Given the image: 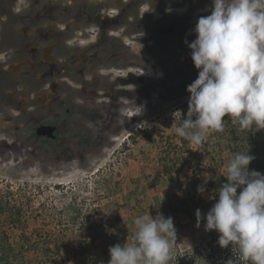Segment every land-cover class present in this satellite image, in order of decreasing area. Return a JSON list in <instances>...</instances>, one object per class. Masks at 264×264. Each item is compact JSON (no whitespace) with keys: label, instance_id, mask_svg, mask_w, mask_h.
<instances>
[{"label":"rangeland","instance_id":"1","mask_svg":"<svg viewBox=\"0 0 264 264\" xmlns=\"http://www.w3.org/2000/svg\"><path fill=\"white\" fill-rule=\"evenodd\" d=\"M197 75L189 67L140 80L141 94L147 93L141 97L148 99L142 112L128 114L122 130L86 156L0 148V264H107L109 247L132 242L134 220L144 214L173 218L171 249L217 237L204 230L203 219L196 227L195 210L203 215L212 207L229 160L250 152L249 129L262 161L264 133L255 126L241 130L226 116L223 131L211 132L200 146L177 136L187 112L186 86ZM165 164L176 180L163 171ZM208 174L212 179L204 184ZM201 185L205 191L198 193ZM178 199L186 200L187 210H167Z\"/></svg>","mask_w":264,"mask_h":264},{"label":"flooded vegetation","instance_id":"2","mask_svg":"<svg viewBox=\"0 0 264 264\" xmlns=\"http://www.w3.org/2000/svg\"><path fill=\"white\" fill-rule=\"evenodd\" d=\"M210 9L211 0H0V148L62 158L104 148L147 103L140 80L196 70L185 40Z\"/></svg>","mask_w":264,"mask_h":264},{"label":"clouds","instance_id":"3","mask_svg":"<svg viewBox=\"0 0 264 264\" xmlns=\"http://www.w3.org/2000/svg\"><path fill=\"white\" fill-rule=\"evenodd\" d=\"M151 11L152 3L141 16ZM192 31L195 39L185 43L198 75L186 86L187 112L175 134L200 146L211 132L223 131L226 116L241 130H264V0H211L210 14L198 17ZM254 158L249 151L236 153L216 202L203 215L195 210L196 227L203 219L206 232L218 233L221 248L238 250L240 260L226 264H264V174L249 170ZM211 179L204 176V184ZM134 225L132 242L110 246L107 264H169L173 218L144 214Z\"/></svg>","mask_w":264,"mask_h":264},{"label":"trees","instance_id":"4","mask_svg":"<svg viewBox=\"0 0 264 264\" xmlns=\"http://www.w3.org/2000/svg\"><path fill=\"white\" fill-rule=\"evenodd\" d=\"M249 130L250 131L247 136V141L251 148L249 154L255 157L251 161V163H253V166H251L252 170H256L261 174H264V153L262 161L259 162V158L257 156L258 144L251 133L252 130ZM172 169L173 166H169L168 164L163 166V171L168 174L170 180H176V178L172 176ZM166 207L167 210L176 213L180 211H186L187 202L184 199H178L175 202L167 204ZM217 239L218 236L209 238L202 246H195L189 249H171L170 251L172 258L170 259L169 264H226V262L230 259L233 261L240 260V254L238 250L232 249L231 246L227 248H221L217 243Z\"/></svg>","mask_w":264,"mask_h":264},{"label":"snow or ice","instance_id":"5","mask_svg":"<svg viewBox=\"0 0 264 264\" xmlns=\"http://www.w3.org/2000/svg\"><path fill=\"white\" fill-rule=\"evenodd\" d=\"M83 43V42H82Z\"/></svg>","mask_w":264,"mask_h":264}]
</instances>
